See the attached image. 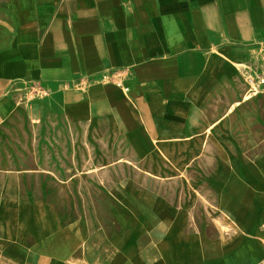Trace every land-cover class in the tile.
<instances>
[{"label": "crops", "instance_id": "obj_1", "mask_svg": "<svg viewBox=\"0 0 264 264\" xmlns=\"http://www.w3.org/2000/svg\"><path fill=\"white\" fill-rule=\"evenodd\" d=\"M260 49L264 0H0V131L25 112L20 97L46 90L47 109L64 121L121 133L132 146L177 143L201 120L218 142L214 130L228 122L215 114L239 97L240 68L263 65L253 55ZM78 82L90 84L79 90ZM252 163L260 172L253 184L227 161L211 180L226 216L247 232L167 235L157 254L134 250L126 232L109 239L115 253L104 262L80 252V233L55 229L62 222L48 205L13 198L0 167V264H152L155 256L161 264H259L264 190L255 184L264 188V157ZM249 193L261 203L243 204Z\"/></svg>", "mask_w": 264, "mask_h": 264}, {"label": "rangeland", "instance_id": "obj_2", "mask_svg": "<svg viewBox=\"0 0 264 264\" xmlns=\"http://www.w3.org/2000/svg\"><path fill=\"white\" fill-rule=\"evenodd\" d=\"M253 55L261 58L262 50ZM249 69L240 68L241 73ZM241 78L230 112L215 114L216 120L228 122L223 133L214 130L220 132L218 142L207 138L210 123L201 120L174 139L177 143L144 148L93 123L69 124L47 109L48 91L30 92L17 100L23 115L0 131V167L9 171L6 188L13 198L48 205L62 222L55 229L70 227L80 233V252L91 259L97 253L102 262L115 253L109 239L126 232L135 238L134 250L151 254H157L167 235L174 240L182 232L206 233L217 239L233 229L247 232L244 224L226 216L221 190L211 187L213 176L227 168L226 161L229 169L236 165L247 170L252 184L260 176L252 162L264 157V94L253 95V85L243 74ZM255 188L264 190L259 184ZM260 203V197L250 193L243 201ZM221 238L216 243H222ZM203 244L208 241L203 239ZM161 262L151 258L152 264Z\"/></svg>", "mask_w": 264, "mask_h": 264}, {"label": "built area", "instance_id": "obj_3", "mask_svg": "<svg viewBox=\"0 0 264 264\" xmlns=\"http://www.w3.org/2000/svg\"><path fill=\"white\" fill-rule=\"evenodd\" d=\"M261 59L263 60V65L257 66V67L247 65V67L250 68L249 72L248 73L242 72V73H245L247 75L254 76L255 81L257 82V87L252 88L250 86L251 87L250 92H252V94L255 96L259 95L261 93L264 94V50H262ZM242 73H241V75H242ZM107 79H108L107 77L103 78L104 81H106ZM89 84H90V82H78V83H75L73 85V87H75L79 90H84L85 88H87L89 86ZM259 264H264V260Z\"/></svg>", "mask_w": 264, "mask_h": 264}, {"label": "bare ground", "instance_id": "obj_4", "mask_svg": "<svg viewBox=\"0 0 264 264\" xmlns=\"http://www.w3.org/2000/svg\"><path fill=\"white\" fill-rule=\"evenodd\" d=\"M243 74V77L248 81V82H250L253 86L252 87H257V83H255L254 82V80H255V78H254V76H251V75H247V74H245V73H242ZM211 129L209 128V131H210Z\"/></svg>", "mask_w": 264, "mask_h": 264}]
</instances>
